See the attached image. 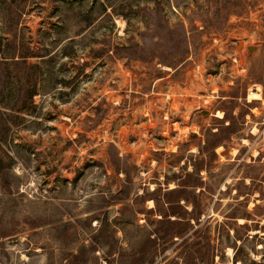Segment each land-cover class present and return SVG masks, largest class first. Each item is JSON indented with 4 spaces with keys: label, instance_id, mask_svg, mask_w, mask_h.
<instances>
[{
    "label": "rangeland",
    "instance_id": "rangeland-1",
    "mask_svg": "<svg viewBox=\"0 0 264 264\" xmlns=\"http://www.w3.org/2000/svg\"><path fill=\"white\" fill-rule=\"evenodd\" d=\"M0 264H264V0H0Z\"/></svg>",
    "mask_w": 264,
    "mask_h": 264
},
{
    "label": "bare ground",
    "instance_id": "bare-ground-1",
    "mask_svg": "<svg viewBox=\"0 0 264 264\" xmlns=\"http://www.w3.org/2000/svg\"><path fill=\"white\" fill-rule=\"evenodd\" d=\"M259 90L260 89L255 88V87L252 90H248L247 100L248 101H253V100H260V99H262V96H261ZM215 115L218 116V117H222V112L218 110V111L215 112ZM170 187H173V185H170Z\"/></svg>",
    "mask_w": 264,
    "mask_h": 264
},
{
    "label": "trees",
    "instance_id": "trees-1",
    "mask_svg": "<svg viewBox=\"0 0 264 264\" xmlns=\"http://www.w3.org/2000/svg\"><path fill=\"white\" fill-rule=\"evenodd\" d=\"M15 57H17V56H14V57L12 56V59L14 62H19V61L20 62H26V56L25 55L18 56L16 59H15ZM33 95H35L34 91H32L28 94V98H32ZM186 200L189 201L188 199H186ZM193 210H194V206H192L191 214L193 213ZM190 219H192L194 222H198L200 218L197 216H191ZM213 255H214V252H212L210 254V259L213 258Z\"/></svg>",
    "mask_w": 264,
    "mask_h": 264
},
{
    "label": "water",
    "instance_id": "water-1",
    "mask_svg": "<svg viewBox=\"0 0 264 264\" xmlns=\"http://www.w3.org/2000/svg\"><path fill=\"white\" fill-rule=\"evenodd\" d=\"M240 45H241V43H239L238 46L240 47ZM253 48H254V47H252V46H248V47H247L248 50H252Z\"/></svg>",
    "mask_w": 264,
    "mask_h": 264
}]
</instances>
